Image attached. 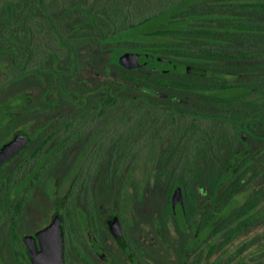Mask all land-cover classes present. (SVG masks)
I'll use <instances>...</instances> for the list:
<instances>
[{
    "label": "flooded vegetation",
    "instance_id": "flooded-vegetation-1",
    "mask_svg": "<svg viewBox=\"0 0 264 264\" xmlns=\"http://www.w3.org/2000/svg\"><path fill=\"white\" fill-rule=\"evenodd\" d=\"M80 8L85 20L95 18ZM242 9L221 7L215 18L239 19L244 16L232 13ZM197 15L188 20L198 23L187 25L215 23L212 15ZM85 20L73 23L75 36L68 38L53 22L62 35L50 29L58 50L30 64L37 48L28 46L29 60L0 80V152L7 153L0 160V264H264V92L259 97L258 91L264 80L253 79L264 58H254L252 39L163 36L155 42L161 33L142 30L136 46L113 50L103 36H77ZM11 30H4L10 42ZM184 72L200 73L199 82L158 90L122 77L153 73L173 83ZM208 101L215 112L206 110ZM190 108L195 112H185ZM152 109L161 114L129 129L122 144L129 153L150 129L151 137H166L168 121H212L217 131L191 124L182 137L196 140L194 152L176 138L161 142L159 156L150 151L143 160L140 189L130 166L118 171L111 162L110 137L120 135L111 128L129 125L134 110L149 116Z\"/></svg>",
    "mask_w": 264,
    "mask_h": 264
},
{
    "label": "rangeland",
    "instance_id": "rangeland-1",
    "mask_svg": "<svg viewBox=\"0 0 264 264\" xmlns=\"http://www.w3.org/2000/svg\"><path fill=\"white\" fill-rule=\"evenodd\" d=\"M4 1H11V0H0V4ZM72 1H75L77 4H79L82 7V11L86 13H90L93 16H95L99 20V22H101V19L105 18L106 15H108L109 21H105L96 25L99 29L102 30L103 33L102 36L107 40L106 45H109V47L112 48L113 50H115L114 49L115 47L130 49L136 46L135 45L136 42L133 39L134 38L139 39L141 37L140 33L142 30L144 34L149 35V34H153L154 31H156L157 29L166 30L167 28L170 29L172 27V25L168 23L170 20L169 19L166 20L167 15L165 14L163 16L154 17L150 21L141 24L139 27L136 28L135 30L136 33L135 32L132 33V31L127 33L126 30H123L128 24V20H129L126 15V12L123 11L124 4H126V0H43L42 4H44L45 8L48 10V14L50 15V18L54 22L57 30L63 35L64 38L69 37L67 33V30L69 29L68 27L69 23L73 27L75 25L73 24L74 22L77 21L80 22L85 20L86 18V15L84 13L74 12L71 15V17L69 16L67 18L65 17L64 19L61 20V22L57 21L60 19L62 9L66 7L67 4H71ZM174 1L177 0H131L130 13L132 14V16L130 18V21L134 24L139 23L141 20L157 14L160 9L159 7L171 6L172 4L175 3ZM221 1L222 0H219V2ZM107 12L108 14H106ZM41 13L42 15L36 10V7H34V10L32 9V11L28 13L29 20L27 21L26 26H24L23 28H21V26H18L15 31L11 30L12 35H14V38H16L15 39L16 42L12 37H10L11 40L10 42L8 38L5 36L6 33L4 31L5 29L0 28V48L1 47H3V49L7 48L6 49L7 55L0 56V80H3L6 77L8 78L10 76L12 77L14 74H17L14 72V70L19 69V67L22 66V62L25 60L27 53L26 48L28 46L32 48L33 47L37 48L35 53L32 54L33 58H30V64H32V61L35 62L39 60V57H41L45 51L58 50L57 47L55 46L56 37L54 36L53 32L49 29V27H47L45 24L47 23L48 26L51 25L47 12L45 10H42ZM15 20H17V16ZM186 22L187 24L198 23L195 20L193 22L186 20ZM27 28L29 29L28 32H27ZM168 33L170 32H168L167 30L163 31V34H165L166 35L165 37L168 38L169 40L174 38L171 34ZM73 36L75 35L73 34ZM163 39H164L163 36H155L153 41L156 42L157 40L161 41ZM12 54H13L12 57L13 60H11V58L9 59V56H12ZM63 54H65V51L63 52ZM9 60H11L13 64L17 67L12 68L11 67L12 64L10 65L8 62ZM28 60L29 59L26 58L25 61ZM30 67L34 68L35 65H31ZM256 68H262L257 71L259 73H262V71L264 70V60H260ZM210 84H212V82H210ZM258 87H260L258 89L260 95L259 97H262L264 92L263 91L264 82H260V84H258ZM18 101H19V96L15 97L11 101L9 100V103L10 105L14 106L16 102L18 103ZM210 102L213 103L210 104ZM210 102L208 101L206 106L211 105L212 107L211 108L209 107L210 109L206 107V110L215 112L216 111L215 102L214 101H210ZM149 112L150 113L148 116L147 113H144L143 110L138 111L137 113L136 110L132 111V114H130L131 121L129 125L121 123L122 126H120L119 123L116 121L117 123H114V126L111 129H114L116 133L120 135L119 137L118 136L110 137V142H109V146L111 149V162L114 164L115 167L118 168V171L121 167L124 168L126 165L130 166L132 171V174L130 176L131 178H133V181L136 182V186L139 187L140 189L141 186L137 181L140 178L139 171L141 172L143 160H147L150 157V151H155L157 153L160 147L163 146L162 144L165 143L168 140V138L170 139L176 138L177 140H181L180 141L181 146H184L185 144L190 145L191 151L194 152L193 150H195L196 148L195 146L196 140L192 139L193 137L192 138L182 137L186 135V133L188 132L186 129L190 128L191 124L193 123L196 125L197 128H199L204 132L212 131L215 133L217 131V126H215V122L194 119L192 117H184L181 118L180 120L179 119L175 120L174 123L171 121H168V123L166 124L164 123L166 127L164 132L166 137H151L152 133L150 131H152V129H150L149 132L144 135L142 145L140 144V146L134 148L133 151L129 153V151L126 148H124V146L122 145L125 137L127 136L131 137V133L129 129L130 128L134 129L135 126H137V122L139 120L142 121V125H146L147 122L151 120L150 117L155 118L156 116L161 114L160 111H155V109H152V111ZM114 118H115L114 116H111V123L115 122L113 120ZM143 119H147V122ZM134 130L136 131V128ZM176 134H178L177 137H171L172 135H176ZM99 145L100 148L102 149L101 141L99 142ZM141 150L143 153L142 155H140V159H139L138 153L140 154ZM158 154H160V152L157 153V155ZM158 163L159 161L157 158L156 160H154L153 165L156 166L158 165Z\"/></svg>",
    "mask_w": 264,
    "mask_h": 264
},
{
    "label": "trees",
    "instance_id": "trees-1",
    "mask_svg": "<svg viewBox=\"0 0 264 264\" xmlns=\"http://www.w3.org/2000/svg\"><path fill=\"white\" fill-rule=\"evenodd\" d=\"M218 1V2H217ZM175 3L172 4L171 6H166V7H159V12L149 18H145L141 20L139 23H132L130 21V18L132 14L130 13V4L131 0H126V4H124V12H126V15L128 17V24L124 28L126 32H135L136 28L139 27L141 24L146 23L147 21H150L154 17L158 16H163L167 15L166 20H170L168 23L172 25L170 29H166L168 34H171L173 37L176 38H197L199 36H205V37H212V38H218V37H225L229 39H235V38H251L252 39V46L254 47V58H262L264 57V0H222L219 2V0H177L174 1ZM43 0H11V1H4L0 4V28L7 29L8 26L13 25L15 28L18 26H24L25 23H27L29 19V12L34 10V7H36V10L42 15V10H44L43 6L44 4ZM193 7V8H192ZM204 7H207L209 9L203 10ZM221 7H236L242 10H238L233 12L232 14H239L243 15L244 17H241L239 19H221V18H215L216 13L219 11L218 9ZM162 8V9H161ZM188 8V9H186ZM78 9V10H77ZM186 9V10H185ZM81 11L80 5L77 4L75 1H72L71 4H67V7L65 8L64 11H62V15H68L71 14L72 12ZM36 12V11H35ZM112 12V11H111ZM18 13V15H17ZM193 13V14H191ZM108 14V12L106 13ZM125 14V13H124ZM198 14L196 17L199 16L198 19H200L201 15L200 14H205V15H212V22H215L212 25H209L207 28H197L193 27L194 25H187L186 20L189 19V16ZM48 15V12H47ZM187 18H182L180 20L175 19L172 20L173 18H177L178 16L180 17H185ZM248 15H252L253 19H248ZM17 16V20H15ZM49 21H50V26L49 29H53V21L50 19L48 15ZM105 21H109L108 15H106L105 18L101 19V22L95 17H88L82 24H81V29L83 30V33L78 34L77 36L79 37H87V38H99L102 36V30H99L95 24H99ZM70 25V23H69ZM187 25V26H186ZM222 26L225 28H249L253 30V33H235V32H220L217 34V27ZM162 29H157L154 31V33H161L162 36H166L163 34ZM54 31V30H53ZM162 31V32H161ZM75 32V27L69 26L68 34L73 35ZM56 34L57 31H54ZM58 34V33H57ZM56 34V35H57ZM59 37H61V34H58ZM63 37V36H62ZM212 43H210V46ZM196 46H199L198 43L195 44ZM235 48V46H233ZM0 51H3V49H0ZM234 52V51H233ZM179 53H184L186 52H180ZM192 54V53H191ZM196 55H199V51L195 52ZM187 55V54H186ZM214 56V55H213ZM228 58H233V56H228ZM233 60V59H232ZM231 60L232 64L233 61ZM201 69L198 67H192L191 72L193 71H200ZM198 73V72H197ZM197 73H185L184 72V78L173 81V83L169 82L166 76L161 75V74H148V75H143L141 78H138V76L134 73L132 74H124L122 77H124L127 81L129 82H136L139 81L145 86H153L159 89H164L167 87H171V85H174L175 87L179 88H184L188 84L187 81H193L194 79L199 82V78L197 76H200ZM212 80L213 85L215 86L216 84L214 83L215 78H210ZM207 79V82L208 80ZM254 81L257 83L258 81H263L264 80V72L259 73L256 71L254 74ZM191 84V83H190ZM227 82H224L222 85H226ZM191 85H203V83H196V84H191ZM163 91V90H160ZM195 109L190 108L189 110H185V112H195ZM205 162V165L209 164V161L212 160V163L214 164V160L212 158H204L203 159Z\"/></svg>",
    "mask_w": 264,
    "mask_h": 264
},
{
    "label": "water",
    "instance_id": "water-1",
    "mask_svg": "<svg viewBox=\"0 0 264 264\" xmlns=\"http://www.w3.org/2000/svg\"><path fill=\"white\" fill-rule=\"evenodd\" d=\"M133 62L135 63V59H134ZM5 156H7V153H5V152H3V151L1 150V152H0V160H1L2 158H4ZM175 196H177V193L175 194Z\"/></svg>",
    "mask_w": 264,
    "mask_h": 264
}]
</instances>
